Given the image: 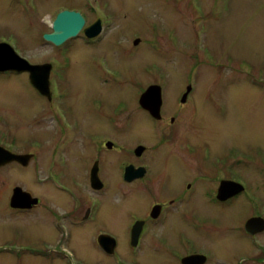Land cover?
Returning <instances> with one entry per match:
<instances>
[{
  "label": "flooded vegetation",
  "instance_id": "flooded-vegetation-1",
  "mask_svg": "<svg viewBox=\"0 0 264 264\" xmlns=\"http://www.w3.org/2000/svg\"><path fill=\"white\" fill-rule=\"evenodd\" d=\"M83 15V29L101 19L96 17L90 21L86 14ZM107 18L111 22V17L103 18V30L97 37L88 38L83 30L80 32V50L82 46L93 49L101 46L102 50L106 47V37L110 34L105 22ZM75 40L54 44L59 48V53L44 62L51 64L48 87L44 90L34 85L27 70H0L3 79L24 77L23 83L19 84L28 86L33 96L20 91L16 79L13 80L18 86L15 93L20 91V100L26 95L32 102L26 103V107L22 103L19 105L25 109L28 118L42 123L45 133L43 142L38 138L23 139L10 121L3 117L0 119L1 155H30L26 165L12 160L0 165V172L16 170L18 165H22L23 169L32 170L33 179L32 188L14 184L4 199L0 197L3 200L2 216L7 214L13 217L11 220L21 223L23 227L20 237L0 243V252L53 253L64 258L65 264H141L139 256L147 252L155 258L159 256L163 263L169 262L170 254H175L177 264H264V257L261 259L259 255V250L264 251V241L260 239L264 229L253 233L246 228L250 219H264V205L245 219L239 231V235L249 241L248 250L229 262L223 261L206 247L197 246L184 231L169 229L179 233L181 242L180 248L173 249L166 238L170 235L161 230L172 216H187L185 219H189L193 228L198 222H205L202 213L196 212L197 204L204 202L208 203V207L226 208L231 207L240 195L251 196L250 183L236 172L242 170L241 149H238L237 156L227 161L225 153L217 149L208 131L209 118L205 116L209 111L203 108L208 93L205 87L198 88V75L195 72L189 75L185 89L178 98L167 97V78L159 83L142 84L143 90H140L132 106H128L126 99L118 100L108 93V100L105 98L107 102L101 99L93 107L101 113L100 117L92 121L90 128L84 127L82 120L71 116L74 110L70 107L73 106V96L65 83L66 74L72 67ZM133 42L136 47L140 46L135 39ZM1 43L14 47L30 64H41L21 54L14 41L2 39ZM87 56L90 59L91 56ZM93 59V69L104 77V84L123 85L122 69L111 61L108 53H96ZM10 85L11 80L8 81ZM153 85L161 86L162 91L158 116L140 103L142 94ZM141 118L151 120L153 136L137 133L138 130L144 133L149 131L147 122ZM42 148L44 153L41 152ZM36 152L43 155V166L31 167V162L38 158ZM155 158L158 166L154 164ZM161 170L170 171L161 174ZM159 175L167 176L171 183L157 190L158 198H151ZM16 190L28 202L27 206L12 205ZM84 190L88 194L83 196ZM116 193L122 194L124 199L132 194L143 196V201L139 200L144 207L142 213L129 217L123 215L126 205L118 209L120 227L108 223L115 201L112 197ZM24 196L29 198L28 201ZM125 202L130 203L127 199ZM214 222L216 220H212ZM83 226L89 228L86 237L92 240L91 250L95 257L91 262L81 255L83 252L79 248L84 241ZM50 228L54 238L42 241L46 238L45 233L50 234ZM42 232L44 237L41 236ZM170 250L171 253L161 256Z\"/></svg>",
  "mask_w": 264,
  "mask_h": 264
},
{
  "label": "rangeland",
  "instance_id": "rangeland-1",
  "mask_svg": "<svg viewBox=\"0 0 264 264\" xmlns=\"http://www.w3.org/2000/svg\"><path fill=\"white\" fill-rule=\"evenodd\" d=\"M64 8L79 9L90 21L99 17L104 22V17H111V22L108 18L105 21L110 34L103 50L101 46L95 49L82 46L80 50L81 37L73 38L76 45L65 83L73 96L71 116L82 120L84 127H89L100 117L101 113L93 107L101 99L107 102L108 93H112L115 99H126L128 106H132L143 88L142 84L159 83L167 78V97L178 98L189 75L193 72L198 75V88L203 86L208 93L203 104V108L209 111L205 116L209 118L208 131L217 149L225 153L227 161L237 156L238 149H241L242 170L236 172L250 183L251 196L240 195L231 207L226 208L208 207L204 202L197 204L196 212L202 213L205 222H198L193 228L189 219H185L187 216H172L161 230L170 235L166 238L173 249L181 247L179 233L175 232L184 231L197 246L206 247L223 261H233L237 255L245 253L249 241L239 235V231L245 219L264 205V0H0V40L14 41L21 54L44 64L47 59H52V55L59 53V48L47 42L43 35L52 31L53 20ZM137 37L139 41H136ZM134 39L139 47L134 45ZM99 52L108 53L111 61L120 66L123 85L104 84V77L95 73L93 55ZM3 77L0 76V119L3 117L10 121L23 139L38 138L43 142L42 123L28 118L25 109L19 105L22 103L26 107L32 102L26 95L20 100V91L33 96L28 86L19 84L23 83L24 77ZM14 79L20 88L18 93H15L18 86ZM10 80L11 85L8 86ZM146 122L149 131L138 130L137 133L153 136L152 122L150 119ZM41 152L44 153V148ZM36 154L38 158L31 162V167L43 166V155ZM153 161L158 166V160L155 158ZM17 167L16 170L0 172V197L3 199L14 184L25 188L33 185L32 170L23 169L22 165ZM166 172L161 170L160 173ZM170 183L167 176L159 175L151 198H158L157 190L168 187ZM82 193L83 196L88 194L85 190ZM112 199L115 201L108 223L116 227L121 226L118 209L123 205H126L124 216L143 212L141 194L125 197L129 204L122 194L116 193ZM2 215L0 213V243L20 237L22 224L12 221L13 217L7 214ZM212 220H216V225ZM88 230L87 226L82 227L84 241L79 248L83 252L81 255L91 262L95 254L91 250V238L86 237ZM51 232L50 228V234L45 233L46 238L42 241L53 239ZM45 235L42 232L41 236ZM260 239L264 241V234ZM168 253L171 250L161 256ZM259 255L261 259L264 257L262 249ZM169 256L167 263L148 252L141 253L139 258L141 264H177L175 254ZM65 262L64 258L53 253L0 252V264Z\"/></svg>",
  "mask_w": 264,
  "mask_h": 264
},
{
  "label": "water",
  "instance_id": "water-1",
  "mask_svg": "<svg viewBox=\"0 0 264 264\" xmlns=\"http://www.w3.org/2000/svg\"><path fill=\"white\" fill-rule=\"evenodd\" d=\"M84 24L85 18L81 12L68 9L62 10L52 22V31L45 33L44 38L55 45H61L68 39L77 37L82 31ZM101 30V21L97 20L93 24L84 28L83 31L88 38H94L101 32ZM139 40L140 39H137L136 41ZM136 41L135 43H138ZM8 69L19 71L27 70L31 73V79L38 89L44 90V88L48 87V77L51 70V64H30L25 58L19 56L15 49L8 43H1L0 70L5 71ZM140 103L155 116H158L162 105L161 86L153 85L149 87L148 90L142 94ZM3 154L6 156H2L0 153V165L12 160H17L26 165L30 158V155ZM92 181H94L93 174ZM22 196L23 195L19 194L16 190L12 197V205L20 207L27 206L28 202H25ZM24 197L26 201H28L29 198L26 196ZM246 228L253 233L256 231H262L264 229V219L261 217L252 218L247 222Z\"/></svg>",
  "mask_w": 264,
  "mask_h": 264
}]
</instances>
